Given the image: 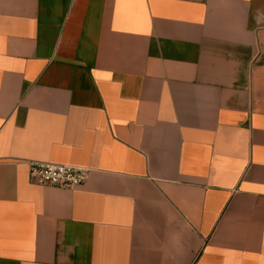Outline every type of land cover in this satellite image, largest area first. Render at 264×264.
<instances>
[{"label": "crops", "instance_id": "1", "mask_svg": "<svg viewBox=\"0 0 264 264\" xmlns=\"http://www.w3.org/2000/svg\"><path fill=\"white\" fill-rule=\"evenodd\" d=\"M0 264H264V0H0Z\"/></svg>", "mask_w": 264, "mask_h": 264}, {"label": "built area", "instance_id": "2", "mask_svg": "<svg viewBox=\"0 0 264 264\" xmlns=\"http://www.w3.org/2000/svg\"><path fill=\"white\" fill-rule=\"evenodd\" d=\"M28 168L36 183L69 190L83 185L89 175L86 168L63 164L29 162Z\"/></svg>", "mask_w": 264, "mask_h": 264}]
</instances>
